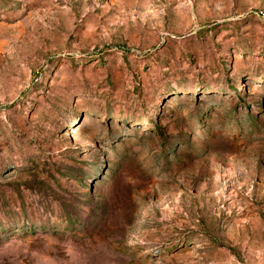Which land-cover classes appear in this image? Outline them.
I'll return each instance as SVG.
<instances>
[{
    "label": "rangeland",
    "instance_id": "1",
    "mask_svg": "<svg viewBox=\"0 0 264 264\" xmlns=\"http://www.w3.org/2000/svg\"><path fill=\"white\" fill-rule=\"evenodd\" d=\"M0 264H264V0H0Z\"/></svg>",
    "mask_w": 264,
    "mask_h": 264
}]
</instances>
